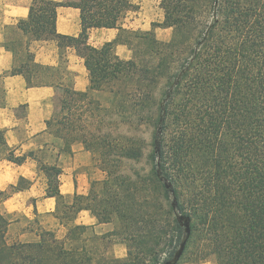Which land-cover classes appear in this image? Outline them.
<instances>
[{
    "label": "trees",
    "instance_id": "trees-1",
    "mask_svg": "<svg viewBox=\"0 0 264 264\" xmlns=\"http://www.w3.org/2000/svg\"><path fill=\"white\" fill-rule=\"evenodd\" d=\"M59 6L78 9L77 35L58 32ZM159 6L162 21L141 30L126 25L138 10L132 0H32L27 15L7 27L3 46L14 65L1 76L52 87L46 130L64 151L80 142L97 154L105 176L67 200L58 190L60 168L41 162L66 234L38 227L35 240L8 243L12 221L0 213V264H163L184 239L175 264L187 254L195 261L213 255L214 264H264V0H160ZM156 27L171 28L170 38L158 39ZM93 28L117 32L94 46ZM49 40L64 62L68 50L82 59L85 90L75 88L63 62L36 60L32 45ZM117 44L130 50L128 59ZM113 120L134 127L120 131ZM141 128L151 129L148 141L137 134ZM2 132L4 158L23 163L27 153L16 155ZM132 160H144L147 171L129 173ZM30 183L20 177L9 189ZM0 195L6 199L9 191ZM81 210L100 223L115 220L109 235L125 244L124 257L109 254L107 234L72 223Z\"/></svg>",
    "mask_w": 264,
    "mask_h": 264
},
{
    "label": "crops",
    "instance_id": "crops-1",
    "mask_svg": "<svg viewBox=\"0 0 264 264\" xmlns=\"http://www.w3.org/2000/svg\"><path fill=\"white\" fill-rule=\"evenodd\" d=\"M0 7V74L11 69L14 65V57L11 51L3 46L8 26L14 25L19 4L8 3ZM27 7L21 10V17L27 15ZM14 16V17H12ZM56 27L58 32L68 35H77L81 31L79 11L76 8L59 6L57 8ZM108 32L105 38L96 40L93 36L96 32ZM116 29L93 28L88 32L89 42L94 46H101L104 42L112 40L116 35ZM103 34V33H102ZM102 36V35H101ZM33 46V45H32ZM35 50L37 61L45 64H58L63 62L65 66L74 73V86L78 90H85L88 86L87 72L82 59L72 50L68 53L64 62L60 58L58 47L54 40L44 43L38 42ZM124 48L130 51L125 45L117 44L116 52ZM119 55V53L117 52ZM120 56V55H119ZM121 57V56H120ZM123 58V57H121ZM129 58V57H128ZM127 59V58H124ZM3 94L0 98V130L4 135V140L16 155L27 153L26 160L21 164L8 161L5 158L0 160V190L16 185L20 177L29 180L30 186L23 189H10L9 196L4 199L3 205L6 212L23 215L29 220L43 217L46 220L40 221L42 228L54 230L57 237L63 238L67 231V226L60 223L55 216L56 198L46 193L48 178L38 165L41 158L38 152L50 147L56 149V158L53 163L60 168L58 176V190L66 199L72 198L74 193L86 194L89 187L88 172L80 170V166L87 162L80 163V157H88V153L78 144H72L70 150H62L63 145L55 141L56 146L49 145L50 140L46 137L45 121L50 117L53 109L52 96L53 88L50 86L27 87L21 75H7L2 79ZM25 104V107L21 105ZM24 108L26 123L24 126L18 125L16 121L22 119L16 115L18 108ZM87 164V163H86ZM46 222V223H45ZM50 222V224H48ZM73 224L87 225L98 234H104L113 230L107 227V223H100L88 211L81 210L74 218ZM22 233L21 236H24ZM36 238L24 240L31 241ZM111 255L124 257L126 246L120 240L115 241L111 246Z\"/></svg>",
    "mask_w": 264,
    "mask_h": 264
},
{
    "label": "rangeland",
    "instance_id": "rangeland-1",
    "mask_svg": "<svg viewBox=\"0 0 264 264\" xmlns=\"http://www.w3.org/2000/svg\"><path fill=\"white\" fill-rule=\"evenodd\" d=\"M32 0H8V3H17L19 4V9L17 10L16 13V17L14 19V23H17V21L21 17V10L24 9V6L27 7L28 10V6L30 5ZM136 5H138V10L136 13H131L129 15V18L126 21V25L132 29H141V30H148L150 29V24L151 22H161L163 19V11L159 6V1L160 0H132ZM4 4H6V2H4V0H0V7L4 6ZM14 17V16H12ZM103 33V34H102ZM96 32L95 34H93V36L96 38V40H100L102 38H105L106 35H108V32ZM155 34L156 37L160 40H168L170 38L171 35V28H163V27H156L155 28ZM102 35V36H101ZM38 47V43H34L32 46V50H35ZM72 51V50H68L66 57L68 56V53ZM119 53V55L123 58H127L130 57L131 52L126 50L124 48V50L122 51L121 49H119L117 51ZM75 73V72H73ZM2 74H0V98L4 96L3 94V84H2V79L3 77L1 76ZM93 97L95 98H99L100 100H104V95L102 93L99 92H93L92 93ZM1 101V100H0ZM105 103V102H103ZM108 105V104H107ZM16 115L21 117L22 119L17 120L16 123L18 122V125H22L24 126L26 123V120L24 119L25 115H26V111L24 110V108L20 107L16 110ZM116 117V115H115ZM114 121V120H113ZM112 121V122H113ZM112 127H114L115 129H118L120 131H125V132H131L134 126H129V125H125L119 122L114 121ZM46 137H48V139L51 141L50 142V146L52 147V145L56 146V143L62 144V141L60 139H56L54 138V136L48 131L46 130ZM137 131V130H136ZM138 135H141L142 137H144L147 141L150 139V135H151V129L149 128H141L140 130H138L137 132ZM4 137V135H3ZM74 144H78L81 145L83 147V145L80 142H76ZM83 150H85L88 153V157H80V163L84 162L87 160V164H82L80 166V170H85L86 172H88V177H89V187L88 190L90 188V182L92 180H101L104 178L105 174L104 172L100 169V163H99V156L93 152H90L88 150H86L83 147ZM7 154V150L6 148L1 144L0 142V160H3V158L5 157V155ZM56 156V149L54 148H46L44 150H42V152H38V157L41 158L38 165L40 166L41 162L43 163L44 161L53 163L55 160ZM127 167L129 170V173H131L132 175H136V173H140V174H144L147 169H148V165L145 163L144 160L138 161V160H132V161H128L127 163ZM54 185L52 184V189H53ZM7 191H10L9 188H7ZM67 200H71V198L67 199ZM3 201L4 199H2V195H0V213L2 215H4L7 219H10L12 222L8 224V226L5 229V239L8 243H12L13 241H24V240H28V239H32V238H37L36 237V233H37V229L38 227H43L42 224H40V221H45L46 219L43 217L40 218H36L34 220H29L27 217L17 214L16 212L14 213H8L6 212V207L3 205ZM46 223V222H45ZM115 220H112L111 222L107 223V227H110L114 229L115 227ZM48 224H50V222H48ZM91 230L89 229L87 233L90 234ZM22 233H25L24 236H21ZM107 234L106 238H105V242L108 243V252L109 254H111V246L112 244L115 243V241H117V239L111 235H109V232L104 233ZM215 262V257L212 256H208L206 257L204 260L202 261H195L193 259L190 258L189 254H187L180 262H178L177 264H214ZM162 264V263H159Z\"/></svg>",
    "mask_w": 264,
    "mask_h": 264
},
{
    "label": "water",
    "instance_id": "water-1",
    "mask_svg": "<svg viewBox=\"0 0 264 264\" xmlns=\"http://www.w3.org/2000/svg\"><path fill=\"white\" fill-rule=\"evenodd\" d=\"M184 224H185V227H186L185 231L188 234L189 233V227H188V220H187V218H184ZM185 243H186V239H184L181 242L180 247L176 251L174 257L172 259H169V260L165 261L163 264H175L177 262V260L180 258L181 254H182V251H183V248L185 246Z\"/></svg>",
    "mask_w": 264,
    "mask_h": 264
}]
</instances>
